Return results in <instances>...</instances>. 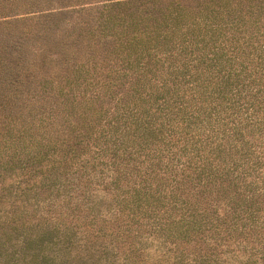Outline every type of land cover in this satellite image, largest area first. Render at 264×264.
I'll use <instances>...</instances> for the list:
<instances>
[{
	"label": "trees",
	"instance_id": "16d2710c",
	"mask_svg": "<svg viewBox=\"0 0 264 264\" xmlns=\"http://www.w3.org/2000/svg\"><path fill=\"white\" fill-rule=\"evenodd\" d=\"M0 198L127 250L39 264H147L140 232L191 247L150 264H264V0H0Z\"/></svg>",
	"mask_w": 264,
	"mask_h": 264
},
{
	"label": "rangeland",
	"instance_id": "374dc122",
	"mask_svg": "<svg viewBox=\"0 0 264 264\" xmlns=\"http://www.w3.org/2000/svg\"><path fill=\"white\" fill-rule=\"evenodd\" d=\"M82 189L90 193V199L88 202L80 201L78 198H76V200L95 216L94 219L96 222L91 223L90 226L95 229L96 226H102L104 223L103 225L108 228L109 223L101 220V218L105 219L104 216L108 218L109 214L107 213L112 209L113 205L112 201L108 199L109 196L102 193L99 188L97 190H90L88 187H83ZM71 193H73V191H71ZM45 202L39 201L38 198H32L22 208L19 201L9 204L8 202H3L0 198V207L2 206V208H0V264H39L36 259H31L30 252H44L45 254H50V252H85L79 248L81 246L84 247L81 243L92 246L91 252H115L116 255H119L118 253L127 251L125 246L121 249L113 246L112 239L105 233V228L100 229L99 233L89 232L81 236L89 231L87 225L82 224L81 221L69 218L67 215H63L60 217V220H57L61 221V224L58 223L56 226L57 228L54 229H56L59 234L62 232L70 236V246L72 247L67 251H63L58 247L55 248L50 242L49 231L53 233V228L51 226L55 225L57 222L50 218L51 213L47 210L52 208V206L45 204ZM19 212H21V214L17 216ZM81 213L82 211L80 210L76 216H79ZM76 222L79 224H76ZM130 235L133 236L134 234L131 232ZM135 235L138 236H133L131 243H134L136 246L135 252H141L143 255L145 254L144 256L147 259V264H150V262L156 263L157 258L163 255V252L170 253L169 255H171L172 252H181L185 255L182 258H188L191 252L189 251L191 250L190 246H183L182 243L179 242L178 244L177 242L173 244L168 240L169 238L165 239L163 235L143 232L136 233ZM87 237H89V239L86 240V242L83 241L87 239ZM247 250V245L245 249L240 245L236 251L227 252L224 255V263L227 262L231 264L235 261H246L248 258ZM45 262V264H50L48 258H46Z\"/></svg>",
	"mask_w": 264,
	"mask_h": 264
}]
</instances>
